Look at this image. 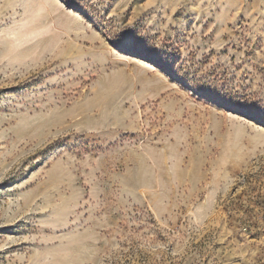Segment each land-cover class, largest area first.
Here are the masks:
<instances>
[{
    "label": "rangeland",
    "instance_id": "1",
    "mask_svg": "<svg viewBox=\"0 0 264 264\" xmlns=\"http://www.w3.org/2000/svg\"><path fill=\"white\" fill-rule=\"evenodd\" d=\"M0 264H264V0H0Z\"/></svg>",
    "mask_w": 264,
    "mask_h": 264
}]
</instances>
